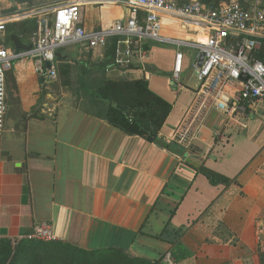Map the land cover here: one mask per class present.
<instances>
[{
  "label": "crops",
  "instance_id": "0c3cea01",
  "mask_svg": "<svg viewBox=\"0 0 264 264\" xmlns=\"http://www.w3.org/2000/svg\"><path fill=\"white\" fill-rule=\"evenodd\" d=\"M112 1L82 7L81 26L107 30L127 19L128 11ZM5 9L0 0V22L9 16ZM161 21L164 38L191 43L206 35L195 24L167 16ZM11 35L7 30L0 34L8 50L15 49ZM21 42L28 45L24 36ZM144 48L142 63L133 59L122 70L101 67L104 49L73 45L56 53L55 81L43 78L41 83L38 66L30 60L15 61L5 73L0 239L29 240L34 227L45 224L56 241L86 251L115 247L154 260L170 246L159 237L164 230L188 228L182 243L193 255L178 264H260L264 134L258 141L256 133L250 148L234 144L264 105L252 107L251 117L240 121L245 128L228 122L208 106L200 107L194 88L183 86L187 73L181 75L180 87L171 89L173 45L146 42ZM182 52L194 54V60L198 55L189 47ZM58 59L74 64V73L83 74L80 79L91 87L103 79L144 78L172 106L160 131L161 144L126 136L99 118L100 106L58 81ZM157 71L163 87L155 78ZM183 88L189 92L177 110L173 100ZM184 118L194 126L188 148L171 142ZM210 177L225 182L212 184ZM164 262L172 264L168 255Z\"/></svg>",
  "mask_w": 264,
  "mask_h": 264
},
{
  "label": "built area",
  "instance_id": "2783aa9c",
  "mask_svg": "<svg viewBox=\"0 0 264 264\" xmlns=\"http://www.w3.org/2000/svg\"><path fill=\"white\" fill-rule=\"evenodd\" d=\"M110 0H67L40 10L25 9L9 15L0 22V34L6 25L37 17V29L30 50H8L0 45V159L1 138L7 112L5 73L17 60L37 64V73L49 81L57 79L56 53L68 46L78 45L87 50L105 49L108 41L118 38L113 67L125 69L137 59L146 57V42H165L175 47L173 70L169 86H180L183 73L184 47L203 53L201 67L196 59L191 68L197 71L195 99L200 107L208 106L228 122L245 128L252 107L264 105V65L254 57L259 48L258 38L264 37V7L261 0L247 5L236 1L222 3L216 8L202 5L198 0H113L128 11V18L116 21L109 29L87 31L81 26L80 10L86 5H102ZM195 24L206 35L205 42H184L162 37V17ZM49 64L50 69L45 64ZM203 98H209V101ZM193 124L184 118L175 130L171 142L188 148ZM32 239L55 242L45 224L34 227Z\"/></svg>",
  "mask_w": 264,
  "mask_h": 264
},
{
  "label": "trees",
  "instance_id": "16d2710c",
  "mask_svg": "<svg viewBox=\"0 0 264 264\" xmlns=\"http://www.w3.org/2000/svg\"><path fill=\"white\" fill-rule=\"evenodd\" d=\"M10 6L5 15L17 13L20 8L34 7L35 0H9ZM189 3L186 0H179ZM202 5L216 8L222 3L232 0H198ZM264 7V5H263ZM37 17L10 23L6 26L8 34L22 35L31 45L37 29ZM9 39V38H8ZM118 38L108 41L104 51L102 68L113 67ZM259 48L254 57L264 65V37L258 38ZM58 81L63 87L76 90L77 96L84 95L101 107L98 117L108 125L130 137H139L149 143L161 144L160 131L164 126L172 106L162 97L154 93L144 78L136 79H103L97 86L85 84L80 76L74 73L75 65L58 59ZM212 184L224 183V180L210 177ZM188 228L182 230H164L159 237L170 246L158 259L132 257L122 248H107L86 251L62 241L43 242L36 239L12 241L0 239V264H168L166 256L172 264H178L192 257V252L182 243ZM260 264H264V252L259 251Z\"/></svg>",
  "mask_w": 264,
  "mask_h": 264
},
{
  "label": "rangeland",
  "instance_id": "374dc122",
  "mask_svg": "<svg viewBox=\"0 0 264 264\" xmlns=\"http://www.w3.org/2000/svg\"><path fill=\"white\" fill-rule=\"evenodd\" d=\"M3 1H5V4H6L7 9H8L9 6H10V1L9 0H3ZM66 1L67 0H35V4L36 5L34 7H32V8H28V9H32V10H36L37 11V10L49 7V6L53 5V4L63 3V2H66ZM186 1L187 2H191V0H186ZM232 1H236L239 4H242V5H247V4H249L251 2V0H232ZM261 1H262V5H264V0H261ZM7 9H5V10H7ZM25 9H27V8H25ZM7 25H9V24H7ZM263 34H264V31H263ZM196 54H197V52H196ZM194 57H195L194 54H191V53H188L187 57L184 55L182 76L185 73L188 72V70L191 67V64H192V62L194 60ZM154 75H155V78H156L157 81H159V82L161 81V86L160 87H163V84H165V81L163 80L161 74H159V72L157 71L156 74L154 73ZM181 84L182 83H180V85ZM176 85L177 84H172L171 85V89L172 90H177L176 89V87H177ZM178 87H180V86H178ZM152 88H154L156 90H159L157 86H153L152 85ZM154 92L161 96V94H159L157 91L154 90ZM188 92H189L188 90L183 88L182 93L177 98L178 100L177 99H175V101L173 100V103L177 102L176 103L177 110L184 103L185 98H186L185 94L186 93L188 94ZM161 97H163V96H161ZM205 99H207L209 101V98H203L202 100L204 101ZM187 100H189V99H187ZM263 114H264V108L258 110L254 120H252L253 122L252 123L251 122L248 123V129L243 131V133L238 137L237 141L234 144L235 148H237V147L238 148H250L249 147L250 143H251V141H252V139H253V137H254V135L256 133H258V141L261 139V137H262L261 135L264 134V116H263ZM254 126H256V128H254Z\"/></svg>",
  "mask_w": 264,
  "mask_h": 264
},
{
  "label": "water",
  "instance_id": "95a60500",
  "mask_svg": "<svg viewBox=\"0 0 264 264\" xmlns=\"http://www.w3.org/2000/svg\"><path fill=\"white\" fill-rule=\"evenodd\" d=\"M24 34H25V31L20 36H14V35H11L10 36V41H11V43L13 44V46H14V48L16 50H19V51L20 50H23V51L30 50V46L24 45L21 42ZM0 45H3V43L1 41H0ZM203 59H204L203 53H198V58H197V61H196V66L197 67H201V65L203 63ZM45 65H46V68L49 70L50 69L49 64L46 63ZM145 69L147 71H153L152 68L146 67ZM196 75H197V71L195 70V68H190V70H188V72H187V74L185 76V79H184V82H183V86H186V87H188L190 89H193L194 88V85H195V82L197 80ZM40 82L43 83L44 82V79L41 78L40 79ZM5 235H6V232L3 230L1 232V236H5Z\"/></svg>",
  "mask_w": 264,
  "mask_h": 264
},
{
  "label": "bare ground",
  "instance_id": "6f19581e",
  "mask_svg": "<svg viewBox=\"0 0 264 264\" xmlns=\"http://www.w3.org/2000/svg\"><path fill=\"white\" fill-rule=\"evenodd\" d=\"M196 40H197L198 42H205V39H203V38H201V37H198Z\"/></svg>",
  "mask_w": 264,
  "mask_h": 264
}]
</instances>
